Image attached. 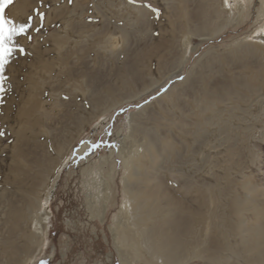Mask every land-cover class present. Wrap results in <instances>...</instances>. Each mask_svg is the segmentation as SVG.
Wrapping results in <instances>:
<instances>
[{
    "label": "rangeland",
    "instance_id": "374dc122",
    "mask_svg": "<svg viewBox=\"0 0 264 264\" xmlns=\"http://www.w3.org/2000/svg\"><path fill=\"white\" fill-rule=\"evenodd\" d=\"M197 1L187 10L194 13ZM243 2L241 23L220 29L216 21L203 35L195 26L184 32L172 0L5 6L6 16L32 17L40 31L18 38L25 51L11 58L0 91V201L10 200L17 155L51 157L50 174L60 168L61 176L37 259L30 262L32 245L19 258L0 253V264H120L110 226L125 199V177L146 205L143 218L148 208L155 212L143 223L152 241L182 247L179 264H264V202L251 209L264 193V47L256 43L264 18L260 0ZM109 34L115 49L101 45ZM188 46L194 50L185 67L171 76ZM127 66L135 79L126 86L120 75ZM203 81L213 98H202Z\"/></svg>",
    "mask_w": 264,
    "mask_h": 264
},
{
    "label": "bare ground",
    "instance_id": "6f19581e",
    "mask_svg": "<svg viewBox=\"0 0 264 264\" xmlns=\"http://www.w3.org/2000/svg\"><path fill=\"white\" fill-rule=\"evenodd\" d=\"M190 1L191 0H172V3L173 7L178 10L183 17L182 27L184 32H191L192 26H195L196 30L199 31L198 34L200 35L205 34V29H207L210 25H213V23L216 21L219 22L221 20V23L218 26L220 29L225 28L230 24L233 25L235 22L241 23L239 20H242L243 11L247 8L243 0H225L229 9L225 7L223 0H198L196 11L191 13L187 10V6L190 4ZM260 2L261 7L259 10V19L264 18V0H260ZM202 30L203 32H200ZM259 32H264V22L261 28L258 30V33ZM260 36L261 39L255 41L264 47V36L263 34ZM118 44L117 37L109 34L103 40L101 45L102 47L109 46L111 49H115ZM245 48L248 52L252 51L250 44L245 45ZM193 50L194 48L190 46L187 47V50L179 62L177 69L170 73L171 76L179 74L180 71H182ZM206 55L207 53L204 54V56ZM197 63H200V60H197L195 64ZM137 65L139 66L138 60ZM133 70L132 66H127V68L122 71L120 75L121 84L127 86L134 82L135 77ZM193 71L194 68L192 66V71H189L190 73H188L189 76L193 73ZM189 76L186 78V80L189 78ZM204 81L203 88L205 92L202 95V98H213V87L208 86L204 83ZM173 88L174 86L171 87V90ZM110 92H114L113 88L111 87L106 93L110 94ZM98 100H100V98ZM121 101H113L108 107L105 108V110L116 106ZM228 104L226 106H229ZM36 123L37 121H32L31 123L27 121V126L31 127L32 124ZM23 130H25V128H23ZM47 153L49 154L50 151H47ZM15 160H17V166L14 170L15 176H13L11 181L8 182L10 185H12L10 188V200L0 201V253L6 254L9 259L19 258L23 250H29L32 245H35L37 251L30 258V262L33 263L40 254L48 235V223L50 222L52 215L50 207L56 192L58 180L61 176V169L59 168L55 170L54 175H51L50 172L52 171L51 164L53 159L51 157L46 159L38 153H35L32 159H26L17 155ZM44 187L45 191L43 195H41V191H43ZM123 187L126 195L121 205L120 215L115 217L114 226H110V229L113 232V239L118 252L120 264H133L134 262L138 261V259L140 262L150 261L149 263L151 264L156 261L160 262L161 264L181 263L175 254L177 252V248L181 246H174L176 248L173 247L170 250H165L166 247L162 246L164 243L163 239L154 238V241H152V235L150 233L149 235L146 232L147 227L143 225V223L146 220L152 218V214L155 213L153 212V208H148V217L144 219L143 209L146 205L144 201H141L138 198V194L134 193L133 189L131 188L130 180L126 177L123 179ZM248 189L250 193H255L257 190L250 183L248 184ZM260 195L261 198H257L256 200L253 199L254 203H256L251 209L254 211H256L257 207L262 202H264L262 201L264 200V193H261ZM102 199L104 200L102 202L99 214L101 220L105 222L109 209V205L107 203L108 197L104 195ZM134 202H136L135 205L133 204ZM96 204L97 201L96 203L91 202V211L93 210L92 205ZM94 208L99 210V207L97 206ZM123 218H125V220ZM258 218V215L245 217L243 221L248 222L250 219L258 220ZM146 234H148V237ZM246 236H248V233L245 232L242 234V237ZM125 244H128L129 250L124 248ZM165 252L169 254H166ZM146 255L149 256L148 259Z\"/></svg>",
    "mask_w": 264,
    "mask_h": 264
},
{
    "label": "snow or ice",
    "instance_id": "6c2138e0",
    "mask_svg": "<svg viewBox=\"0 0 264 264\" xmlns=\"http://www.w3.org/2000/svg\"><path fill=\"white\" fill-rule=\"evenodd\" d=\"M11 2L12 0H0V91L4 90L5 81L8 79L5 70L11 62V58L16 53L25 51L18 38L24 37L30 40L32 38L30 30L40 31L39 27L33 29L32 17H28L24 21H17L6 16L5 6ZM180 78L183 79V77ZM0 135H3V133H0ZM101 146L100 144H93L92 148L96 149ZM41 264H47V262L41 261Z\"/></svg>",
    "mask_w": 264,
    "mask_h": 264
}]
</instances>
